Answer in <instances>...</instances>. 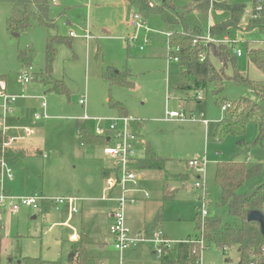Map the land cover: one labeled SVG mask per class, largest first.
<instances>
[{
    "label": "rangeland",
    "instance_id": "374dc122",
    "mask_svg": "<svg viewBox=\"0 0 264 264\" xmlns=\"http://www.w3.org/2000/svg\"><path fill=\"white\" fill-rule=\"evenodd\" d=\"M56 1L51 0L49 13L56 20L55 31L33 24L18 35L6 28L10 5L0 3V80L3 82L0 88L18 96L11 105L13 112L6 118L7 124L16 128L7 131L6 135L12 138L11 146L22 151L15 161L8 159L14 179L11 182L6 179L3 184L5 192L15 196L35 192L45 197L75 196L79 198L78 212L67 218L66 209L46 207L42 201L38 209L23 205L17 213H10L5 207L0 209V264L17 263L24 257L68 264L73 246L68 232L73 228L107 239L103 251L92 253L96 264L100 261L104 264H159V243L153 239L139 242L122 254L111 245L108 211L115 204L103 200L108 189L102 171L111 166L112 159L103 152L102 143L80 142L78 131L84 120L79 117L84 114V109L78 99L86 93V113L90 118H104L99 122L104 129L110 123L106 118L129 116L134 119L130 128L135 134L134 146L142 153L139 154L143 155L148 145L165 160L163 171L138 170L141 191L134 196L141 200L130 207L135 218L126 220V225L131 234L143 233V227L156 214H161L162 221L155 234L161 230L170 240L165 244L169 247L175 241L201 238L195 231L194 217L197 213L200 216L203 202L208 215L218 214L224 220L229 218L226 209L217 205L219 189L213 182V175L218 160L264 162V142L248 147L257 134L255 124L247 125L241 146L236 145L238 137L227 135L217 142L213 136L217 121L225 115L217 100L232 101L242 96L257 100V96L232 79L224 80L218 96L213 95L210 85L201 90L178 87L191 83L180 74L178 63L168 56L167 35L163 33L167 29L159 15L147 19L145 24L150 30L147 31L134 25L121 0ZM213 1L242 2L249 7L245 10L247 14L244 12L246 15L241 16L238 28L228 29L230 37L241 35L245 40L248 32L256 30H247V24L251 5L257 0ZM62 11L66 13L60 14ZM226 16L225 11L215 10L203 24L200 35H207L210 21L218 23L215 21ZM86 29L91 36L89 39L85 38ZM70 30L74 33L70 44L55 45L48 73L47 37L56 32L69 36ZM255 38L259 41L253 45L264 49V32L257 31ZM243 51L244 56L236 60L237 69L246 73L249 79L262 81L263 74L247 62L246 47ZM210 57L219 68L220 62L212 55ZM225 71L229 76L231 66L228 65ZM25 72L33 79L22 84L19 75ZM112 72H118L129 84L106 80L104 75ZM56 80L63 84L64 93L49 90ZM198 91L202 100L196 98ZM41 96L45 97L47 116L35 120L36 114L44 115ZM116 102L121 108L114 105ZM178 109L186 116L194 114L200 118L201 115L207 125L199 120L164 119L166 111ZM190 159L206 160L202 189L194 188L198 172L187 166ZM164 174L167 182L163 180ZM261 182L262 175L251 178L240 191H250ZM145 192L148 198L144 196ZM66 219L68 223H63ZM236 256L235 249L223 253L214 245H208L201 252L200 264H237ZM226 257L229 260H225Z\"/></svg>",
    "mask_w": 264,
    "mask_h": 264
},
{
    "label": "trees",
    "instance_id": "16d2710c",
    "mask_svg": "<svg viewBox=\"0 0 264 264\" xmlns=\"http://www.w3.org/2000/svg\"><path fill=\"white\" fill-rule=\"evenodd\" d=\"M126 3L127 15H140L144 22L151 15H159L166 32L169 33L166 39L168 56L178 58L180 74L190 81L189 84H179L180 88H193L196 90L205 89L208 85L214 96H218L223 90L224 80L243 84L252 90L257 100L249 97H239L236 100H217L221 107L227 104L225 115L215 127L213 136L217 142L225 136L238 137L237 146L244 144L241 138L245 135L247 125H256L257 134L248 147L264 142V79L256 81L249 79L240 73L236 67L237 57L233 54L231 47L225 44H203L193 43V39L200 36L203 24L207 22L210 11L222 10L228 16L215 24L209 26V34L216 37L227 33L228 29H237L241 16L244 13L245 5L241 3L216 2L213 0H124ZM0 3H8L11 12L5 20L6 28L13 35L32 26H42L48 30L55 31L56 20L51 18L49 13L52 7L50 0H0ZM254 12V11H252ZM62 11L60 14H65ZM258 29L264 32V16H251L247 30ZM71 36H64L59 33L49 35L46 40L47 71L50 72V63L55 54L57 43L70 44ZM199 53H204L205 58L200 61ZM213 56L221 64L219 68L213 64ZM248 61L256 67L264 76V49L246 47ZM28 64H26L27 66ZM228 65L232 73L226 76L225 69ZM235 65V66H234ZM110 82L127 84L118 72L104 75ZM129 84V83H128ZM49 87V90L64 93L65 89L60 81ZM188 85V86H187ZM119 107V103H114ZM93 123L85 121L80 127V142L82 144L103 143L104 139L95 135ZM9 138L0 129V157L15 161L18 156L7 149ZM246 144V143H245ZM165 160L156 155L150 146H146L145 156L134 162V168L138 170L153 169L162 170ZM262 175V182L252 190L241 192L243 184L256 176ZM213 182L219 189V201L217 205L225 208L228 219L224 220L221 215L210 214L200 218L195 214V231L203 240V246L196 240L187 238L175 241L171 246L159 245V264H200L201 252L204 246L214 245L223 253L235 249L237 252V264H264V233L257 221H247L246 216L249 210H257L264 217V162H250L247 160L218 161L215 166ZM167 194V193H166ZM167 196V195H166ZM46 203V202H44ZM50 204L46 203V207ZM162 221L161 214L148 222L144 227V235L153 238L155 230ZM164 238H166L164 236ZM93 240L82 234L77 242L73 243L72 252L75 258L69 264H96L94 256L89 252L88 246ZM1 246V233H0ZM225 260H229L228 257ZM10 264H61L59 261H48L36 257H24L17 263Z\"/></svg>",
    "mask_w": 264,
    "mask_h": 264
},
{
    "label": "built area",
    "instance_id": "2783aa9c",
    "mask_svg": "<svg viewBox=\"0 0 264 264\" xmlns=\"http://www.w3.org/2000/svg\"><path fill=\"white\" fill-rule=\"evenodd\" d=\"M251 16L259 17L264 16V0H257ZM133 19V23L136 27H144L147 31H150L146 27L145 22L142 20L140 15L134 14L130 16ZM167 36L168 32H163ZM74 33L69 31V36H72ZM91 36L87 32L85 38L89 39ZM202 42L203 44H225L231 47L233 54L236 57L242 55V49L239 44L241 41L235 37H230V33H224L222 35L212 37L209 34V31L205 37L201 35L193 39V43ZM172 61L177 62V57H169ZM205 58L204 53H199V60L202 61ZM20 81L23 83H28L33 79V76L28 72L19 75ZM17 95L8 94L3 88H0V129L4 133L6 129V118L7 115L13 112L12 103L15 101ZM196 98H201L199 91L197 92ZM86 93L81 95L78 99V104L84 109V114L79 117V119L84 121L93 122V131L94 134L103 138L106 143L103 146V152L109 155L112 159V166L105 176V184L108 189L107 196L103 197L104 200H112L114 202V207L111 208L109 216L111 222L109 224V233L111 236V245L115 250L120 254L130 248L131 246L145 241L147 238L142 233L131 234L127 225V207L133 205L138 199L132 194L139 189V181L141 176L138 174V169L134 168V162L137 160V150L134 146L135 134L130 128L131 123L134 121L129 116H115L106 118L110 123L107 129H104L99 122L105 120L104 118H90L86 113ZM41 108L44 112V115L38 113L35 115L34 119L39 120L42 117H46V101L45 97L41 96ZM227 104L222 106V109L225 110ZM191 116H186V113L178 110L166 111L165 120L166 121H194L199 120L206 123V120L196 117L194 114ZM81 129H79L78 134L80 135ZM25 132L29 133V129L25 128ZM187 165L195 169L198 173V176L195 178L194 188L202 189L204 187V179L202 178L205 172L206 160H197L190 159L187 161ZM14 177L12 166L9 163L8 159L5 157H0V209L5 207L10 213H17L20 209V206H29L33 209H38V204L40 201L50 204L52 207H62L66 209L68 217L78 212L77 202L79 198L75 196H58V197H45L38 193H33L30 195L24 196H15L5 192L3 183L7 180H12ZM116 191V193H115ZM146 198L149 197L148 193H144ZM208 215V210L205 203L201 205L200 217L204 218ZM65 223V222H64ZM153 239L162 245L168 244L170 240L164 238L163 232L161 230L157 231L154 234ZM197 242L203 246L202 238L197 239ZM166 246V245H165ZM160 252V249H159ZM99 264H103L100 262ZM253 264V263H252Z\"/></svg>",
    "mask_w": 264,
    "mask_h": 264
},
{
    "label": "crops",
    "instance_id": "0c3cea01",
    "mask_svg": "<svg viewBox=\"0 0 264 264\" xmlns=\"http://www.w3.org/2000/svg\"><path fill=\"white\" fill-rule=\"evenodd\" d=\"M51 1V0H50ZM122 1V3H123V6L125 7V10H126V3L124 2V0H121ZM57 1L56 0H53V3H56ZM52 3V2H51ZM241 4H243L242 2H240ZM245 5V4H244ZM254 5L255 4H252L251 5V10H250V16H251V14H252V11H253V8H254ZM246 7H245V10L247 11V10H249V7L247 8V5H245ZM245 10H244V12H245ZM215 12V10L214 11H210V13H209V17H210V15L211 14H213ZM216 12H219V11H216ZM226 12V11H225ZM227 13V12H226ZM246 14H247V12H245ZM244 13V14H245ZM245 14V15H246ZM227 16H228V13H227ZM226 16V17H227ZM225 17V18H226ZM225 18H223V19H219V20H217V21H215V22H220V21H222V20H224ZM209 19V18H208ZM81 25L83 24V23H80ZM212 24H215L213 21H210L209 22V26L210 25H212ZM87 25V24H86ZM208 26V27H209ZM209 29V28H208ZM71 31V30H70ZM257 31H259L258 29H256V30H253V31H250V32H248V34H246V38H245V40L244 39H242V36L240 35V36H233V37H235V38H237V39H239L240 41H241V43L239 44V46H240V48L242 49V55L241 56H239V57H237V59H239V58H241V57H243L244 56V51H243V47H248V48H262V47H260V46H255V45H253L254 44V42H256V41H259V40H256V38H255V33L257 32ZM73 32V31H72ZM89 33V31L86 29V33ZM260 32V31H259ZM229 33V32H228ZM231 36V35H230ZM263 49V48H262ZM246 56V55H245ZM214 58V57H213ZM246 58H247V56H246ZM236 59V60H237ZM247 62H248V64L250 65L251 63L248 61V59H247ZM252 65V64H251ZM240 73L241 74H243V75H247L246 73H243V72H241L240 71ZM0 85H2V87H3V82H2V80H0ZM4 89V88H3ZM5 90V89H4ZM199 93H200V91H199ZM201 94V93H200ZM199 99H201L202 100V97L201 98H199ZM86 109V108H85ZM223 110V109H222ZM223 111H225V110H223ZM200 119H203V118H201V115H200ZM203 120H205V119H203ZM85 122V121H84ZM92 122V121H91ZM218 122V121H217ZM93 123V122H92ZM203 123V122H202ZM207 120H206V123H205V125H207ZM16 128V126H14V125H12V124H7V119H6V129H5V131H4V133L6 134L7 133V131H9L10 129H15ZM9 138V141H8V144H7V147L8 148H10V151H12L13 153H16L17 154V156L19 157L20 155H22V151H19V150H16L15 148H13L12 146H11V141H12V138L11 137H8ZM13 141H15V139L13 140ZM106 143V141L104 140V142L102 143V146H104V144ZM147 146V145H146ZM146 146H145V149H146ZM136 148V147H135ZM144 149V150H145ZM136 150H137V155H138V158L137 159H140V158H143L144 156H145V152L143 153V155H140V154H142L141 152H139V150L136 148ZM140 153V154H139ZM156 155H157V153H156ZM247 158V157H246ZM243 160H247V161H250V160H248V159H243ZM218 161H220V160H218ZM217 161V162H218ZM216 162V163H217ZM111 166H112V164H111ZM111 166L109 167V166H106V167H104L103 168V171H102V174H103V179L105 180V176L107 175V173L109 172V170H110V168H111ZM188 166V165H187ZM144 170H148V169H144ZM164 170V168L162 169V170H158V171H163ZM198 176V174L196 175V177ZM13 179H14V177H13ZM12 179V180H13ZM12 180H7L8 182H11ZM163 180H164V182H167L168 180L166 179V177H165V174L163 175ZM173 181H176V180H173ZM177 182H180V181H177ZM181 184H183V182H180ZM3 186H4V184H3ZM5 189V188H4ZM168 191L169 190H167V193H168ZM115 193H116V191H115ZM137 192H134V193H132L133 195H135ZM167 196H171V194H166ZM136 197V196H135ZM138 200H141V198H138V197H136ZM173 198H174V196H173ZM171 199V198H170ZM104 200V199H103ZM105 201H111V202H113L112 200H105ZM114 203V202H113ZM134 206V204L133 205H130V206H128V208H127V210L129 209L130 211H131V213L129 212V213H127V219L126 220H128V219H134L135 218V213H134V211L133 210H131L130 209V207H133ZM64 210V209H63ZM111 210V209H110ZM110 210L108 211V216H109V213H110ZM71 218H72V215L70 216ZM67 218H68V216H67ZM70 218V219H71ZM109 218H110V216H109ZM111 220V219H110ZM68 223V220L66 219L65 221H63V223ZM150 222V221H149ZM108 231H109V226H108ZM138 233H141V231H138ZM82 234H87L92 240H93V243L92 244H90L89 246H88V249H89V252L92 254L93 253V251H103L104 250V248L106 247V244H107V239L105 238V237H103V236H94V235H92V234H90L89 232H80L78 229H76V228H73L71 231H69L68 232V235H69V237H68V239L71 241V242H77L79 239H80V237H81V235ZM110 234V233H109ZM142 234H144V227H143V233ZM163 235L166 237V235L163 233ZM110 238H111V236H110ZM167 238V237H166ZM168 239V238H167ZM169 240V239H168ZM173 242V241H172ZM1 247V246H0ZM122 254V253H121ZM93 255V254H92ZM75 256V255H74ZM94 256V255H93ZM158 256V255H157ZM94 258H95V260H96V257L94 256ZM71 261H69V263H70ZM96 262H97V260H96ZM100 262H102L103 263V261H100ZM68 263V264H69ZM104 264V263H103Z\"/></svg>",
    "mask_w": 264,
    "mask_h": 264
},
{
    "label": "water",
    "instance_id": "95a60500",
    "mask_svg": "<svg viewBox=\"0 0 264 264\" xmlns=\"http://www.w3.org/2000/svg\"><path fill=\"white\" fill-rule=\"evenodd\" d=\"M247 221H257L260 224V229L264 233V217L257 210H249L246 216ZM74 253H70L68 260L71 261L74 257Z\"/></svg>",
    "mask_w": 264,
    "mask_h": 264
}]
</instances>
